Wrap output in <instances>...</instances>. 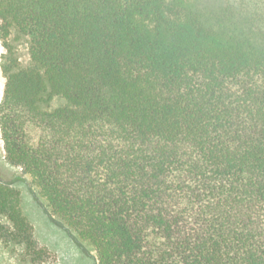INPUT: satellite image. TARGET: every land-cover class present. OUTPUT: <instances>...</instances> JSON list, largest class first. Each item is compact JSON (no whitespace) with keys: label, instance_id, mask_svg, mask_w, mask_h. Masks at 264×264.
Instances as JSON below:
<instances>
[{"label":"trees","instance_id":"1","mask_svg":"<svg viewBox=\"0 0 264 264\" xmlns=\"http://www.w3.org/2000/svg\"><path fill=\"white\" fill-rule=\"evenodd\" d=\"M0 40L5 158L98 264H264V0H0Z\"/></svg>","mask_w":264,"mask_h":264},{"label":"rangeland","instance_id":"2","mask_svg":"<svg viewBox=\"0 0 264 264\" xmlns=\"http://www.w3.org/2000/svg\"><path fill=\"white\" fill-rule=\"evenodd\" d=\"M15 36L14 32L11 43L21 64L26 66L30 60L28 38L16 40ZM5 53L6 49L0 40V103L6 82L2 71ZM65 105L66 101L63 98L55 97L47 109L54 110ZM0 182L9 184L20 191L22 211L33 227L38 247L47 252L41 263H33L22 246L6 243L0 239V264H98L94 248L87 242L80 241L74 232L51 212L28 175H24L20 168L8 163L5 158L1 130ZM0 221L6 222L3 218H0Z\"/></svg>","mask_w":264,"mask_h":264}]
</instances>
